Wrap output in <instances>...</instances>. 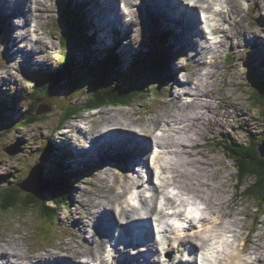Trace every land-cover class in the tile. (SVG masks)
Wrapping results in <instances>:
<instances>
[{
  "label": "rangeland",
  "instance_id": "1",
  "mask_svg": "<svg viewBox=\"0 0 264 264\" xmlns=\"http://www.w3.org/2000/svg\"><path fill=\"white\" fill-rule=\"evenodd\" d=\"M211 2L212 4H214L213 0H211ZM70 3L71 2L70 1L68 2V0H53V1L46 0V7L44 8V10L48 8V9H52V11H49L48 12L49 14L44 15L42 13L44 12V10H42L41 12H39V15L41 16L40 18L41 23L45 28V31H47L50 35L55 34L58 40L61 31L69 32L66 41L64 40V45H67L69 49L68 50L64 49L63 46H61V44L59 43L58 50L61 57V63L63 62L67 63L69 67L75 69L77 76L71 75L72 77L71 80L59 83L58 85L52 86V89H50L48 82H46V85H40L38 82V80L41 77H45L46 73H49L48 70H46L43 66H37L39 70L37 74L34 75V78H36L37 80L23 79L24 87L19 88L18 86L14 85L11 89L7 90L6 92H3V94H0V101L8 100L6 109L4 110L0 109V115L1 114L4 115L6 119H10L11 121H13V123L17 122L22 125V127H20L17 124L15 128H12L10 124H4L0 122V125H2L1 129L3 130V133L0 134V136L2 137V141H0V171L9 169V171L13 173L14 175L13 177L19 179L18 182L21 183L23 181V177H21L22 174L21 171L26 173V168L28 166L34 165L36 163H42L43 173H41V175L42 177H45L46 164L44 163V159H46V157L44 159H41V156H48V154H50L51 147H52L51 154L58 152V150H56L54 146H57L61 142L66 143L68 145V142L74 140L75 143L72 145L73 147L75 146V148H73L74 151L72 155H75L74 157L75 162L71 158H69L68 164L69 166H71L70 163L71 161L73 163V167L69 168L67 164L66 166L69 172H76L77 169H81L80 170L81 175L83 177L85 175V177L75 185L74 192L75 190H79V192L76 194V199L77 201H80L79 203L80 206L83 204L84 207L88 209L90 208L88 203L90 202V198L92 197L93 193L100 191L96 202L98 204L99 202L106 201L107 196L113 198L116 192L119 193V191H122V189H124L126 185L130 184L129 181L131 180L125 178V173L128 172L130 173V169L129 171H127V167H126L130 165V162L122 163L121 159L124 158L125 154H127L128 156L132 154L133 151H125L121 147H116L114 148V150L108 149V151L106 150L107 153L100 151L98 153L99 158L98 156H96L92 160L93 163L97 164L96 167L93 165H89L88 162H85L84 160L87 156L80 154L81 151L85 150L86 148V146L84 147V145L88 144V140L85 137V129L81 131L65 132L64 140L57 137L59 132L56 130L59 127L58 122L59 120L62 119V116L59 113H56L55 110L58 109L59 111H63L64 107H66L70 102L73 103L85 102L88 99V97L86 98L84 95H82L85 94L82 91V89L85 86L81 85L80 78L85 76V74H92L95 80H97L98 78H102L104 76V68L98 65L96 63V60L98 56H103L104 58L108 54L105 52V49H107L108 47L109 48L112 47V45L109 46L101 45L99 48H97L98 43L92 45L93 48L90 49L89 47L84 46L83 42L85 38L82 35L81 36L78 35L79 29L78 26H76L77 25L76 23H78V21H76V17H74L75 19L74 21L72 17L65 16L67 4ZM151 4L152 3L150 0H148V2L146 1V4H144V6H146V14H142L141 18L147 20L148 22L139 20L137 41L135 40L136 41L135 42L133 40H130L128 42L127 45L128 52L131 53V54L127 53L125 55L128 61L130 59L131 60L135 59L133 61L135 62L136 60L144 59L149 55V52L145 54V52H147L148 50H150L151 54L154 55L155 53H158L159 49H162L161 48L162 44L167 46V39L161 37L164 33L161 32V29L158 24L159 19L156 17L154 13L153 10L154 5ZM105 5H107L106 2H102L100 8L96 7L95 9L97 15L99 16L100 21L102 19H104L105 21V17H103V12H101L104 9ZM242 5L247 12L246 15L247 20L245 24L247 28H249V30L251 31L249 35L250 38L241 39L240 40L241 45L235 48L230 47L229 51H228L229 44L225 45L224 51L221 53V57L219 58L220 64L219 65L216 64L215 70L218 81L216 82L214 89H216L217 94L219 93L218 95L220 99L217 100L216 103L220 105L213 113L212 112L210 113V116L207 114L205 120L202 121L204 126L199 125L198 127L200 135L197 136V139L201 143V147L199 148V151L202 149L201 151L203 155L200 156V154H198L199 153L198 150L194 146L191 147V144H193L194 142L188 143L186 138L181 139L179 137H176V130L174 133V137H176L177 140L180 141V145L182 147H183L182 143H185L186 145L184 148L185 149L190 148L192 150L191 152L192 154H190L192 160L195 157L201 158L191 161L193 167L197 168L201 166L202 170L200 172V175L203 174L202 171L204 170L203 166L205 164L204 162L205 160H207L208 164L206 166H208L209 168L215 166L213 174L220 177L222 184L218 180H213L212 182H214L217 187L215 188L214 191H212V194H215L217 198L219 197L224 200H220L216 198L213 199L214 200L213 202H216V206H218V208H221L225 212V217L223 218V222H229L230 220L232 221L235 220V222L238 225H242V231H244V233L247 234V237L250 240L248 244L249 250L247 251L248 252L258 251L260 252V254H262L263 257L264 249L261 247V245H264V202H261L259 198L257 199H255L254 197L247 198L245 194H243L244 190L250 187L253 180L247 178L244 181V185L241 188H238L237 187L238 180L236 176L237 170L234 166L233 160H231L230 158L224 155L223 152L225 151L224 149L208 145L210 144L208 142L217 141L223 137L228 136L227 132L221 131L222 130L221 124L230 129H233L234 125H236L237 128L242 126L243 130L238 129V134L237 135L235 134L234 137L231 136L232 139H230V141L232 142L236 141L238 143H243V144H245V139L248 137V135H250V133L248 132L250 130L247 128L252 127L256 131H258L261 126V125L259 126V124L261 123L262 124L261 129H264V108L261 104L260 105L256 104V100H254L255 94L258 91H261L260 87L254 84L255 81H257V79L264 81V28L258 27L257 24L253 22L252 18L256 14V12H254L256 6L255 3L254 2L250 3L248 2V0H242ZM198 6L202 7V5L200 4ZM88 13L90 16L91 12ZM88 13L86 11L87 17L91 21V18L88 16ZM156 13H158V11ZM3 20L6 21L5 18H3ZM16 20L17 22L22 23L23 17L21 18L20 16H16ZM66 20H70L72 25L66 24ZM148 23L151 24V28L149 30H147ZM135 24L138 23L136 22ZM169 24L170 23L167 22L166 20V26H169ZM28 28L31 31V24L28 26ZM230 28L233 38L236 39L239 35L238 34V32L240 31L239 27L235 26L233 21V24L232 25L229 24V27L227 29L230 30ZM1 29H2V34L0 35L1 36L0 38L3 40L0 41V67L4 64L3 60L5 58H8L10 55L14 54L12 53V49L10 48V44H12V42H10V39L12 38L15 39V37L18 34V33L13 34L12 32H7L6 24L1 25ZM109 31H111L110 28ZM255 32L261 34L260 36L261 39H255L252 37L253 33ZM88 33L90 34V32ZM31 36L35 38L33 35ZM243 37L245 38V36ZM43 38H44L43 41L45 42H51V41L56 42L57 40L55 36L53 37L54 39H52L47 34L43 35ZM195 38L198 40L197 37ZM175 39L176 37H173L170 44V49L173 48L174 50L172 54H174L175 56H177V54H180L179 51H181V46L177 48L179 44L184 45L187 50L192 49V47H189L190 44L187 45L184 44L183 42L179 43L178 45L171 46L174 44ZM184 39L186 42L188 41V39L183 36V40ZM133 42L135 43L133 44ZM142 43H145V45H142ZM174 47H176V49H174ZM138 50L142 53L141 55L137 54ZM84 52H88L89 56L86 57L83 54ZM135 55H137V58L135 57ZM70 56L73 57L76 62L74 60H70L69 58ZM123 56L121 60V62H123L122 63L123 65L122 66L118 65L117 67H115V70L112 71V73L116 75V76L113 75L115 76L114 79H116L115 87L118 88L117 90L124 89V92H131L137 89L135 93L138 94L139 97L136 99L137 102L134 105L138 109L131 106L126 107L119 105V106H115L117 107L115 110L116 111L121 110L119 111L120 113H128L127 116H130L132 119L127 118L126 120L131 121L130 124L132 125L142 124L143 126H145V123L147 124L151 123L149 119L153 120V119H158L163 115H169L172 110V105H173L172 102L179 101L176 98V96L179 94V92L187 90L186 88H182V86H178V84L181 85L180 78H184V81L190 79L189 75L188 74L183 75L180 69L181 65L184 64V60H183L184 55L182 56V59L180 58L177 59L173 57L174 62L172 61L173 66L171 71H169L171 72L170 74H168L166 70L167 72L166 75H170L172 77L176 76L175 78L171 79L172 81L168 80L167 83L163 85V82H160V81H164L163 79L159 77L157 79H153L152 82L154 83L151 84L150 89L160 88L159 92L157 93L154 92V90L152 91L147 90L146 92H141L139 91L138 88L139 82H144L145 79L153 78L152 73L149 75V71H150L149 67L151 66V64H143L145 67L144 72L139 71L138 69H135V71L132 70L127 71L126 68H128L130 63L126 61L125 58L123 60ZM62 58L65 61H63ZM197 60L198 59L196 58L194 61L196 62ZM192 62L193 60L189 56V65H187V68L191 73L195 71ZM82 65L83 68L81 67ZM120 67H125V68L119 72L118 70ZM178 68L180 70H178ZM93 70H95V73H93ZM253 72H255V74H253ZM178 74L180 76L179 78H178ZM21 77H23V75H21ZM50 77L46 78L47 81H51ZM67 77H68V73L64 78ZM84 78L86 79L87 77L85 76ZM74 79H76L77 81ZM195 80L197 79L195 78ZM47 88H49V90L51 91L47 90ZM74 89L78 90V92L75 93ZM20 91H22V93H20ZM200 97L201 99H203L202 96ZM181 99H184V96ZM48 102L51 103L50 105L51 108ZM197 102L198 100L196 101L194 99V103H196V105L198 106ZM229 102H233V103L241 102L243 108L246 109V111L239 108L235 109L230 106L222 105V104H227ZM52 103L54 104L53 106ZM202 105H203V109H197L198 114L203 112L200 114L201 116L204 115V110L207 108L205 107L206 105L205 102H203ZM139 108L141 109L139 110ZM194 108H193V112H194ZM146 109H148L149 112H146L145 116L144 114L140 115V113L144 112ZM175 109L177 108L175 107ZM17 110L28 111V113H30L33 118H35V115L32 114V112L39 111L40 113H42L41 119L39 121V118H37L27 123H23V119H21V116L19 114L14 113V111L18 113ZM261 110H263L262 114H261ZM189 111L190 109L187 110L186 112ZM224 112L227 114L224 115L223 114ZM252 114L255 117V119L253 120L239 119L237 121H233L237 116H244V115L253 116ZM99 118H100L99 116H95L94 120L98 121ZM153 123L154 122H152L150 126L148 127L145 126V127L147 129H151ZM179 123H181L180 126L181 129L182 126H184L183 121L181 122L179 121ZM67 125L70 124L67 123ZM72 129L74 128L72 127ZM188 129L189 128H187L185 125L183 131H187ZM51 131L53 133L56 132V135H53ZM73 133H76V136H73L72 135ZM148 134H150V132ZM259 134H262V132L260 131ZM19 142H22L23 144H19ZM82 144L84 145L82 146ZM177 145H179L178 142L176 143V146ZM150 148L151 145H145L144 149L145 151H148L150 150ZM95 150L97 152V150L99 149H95ZM88 156L93 158V154H91V156L90 154H88ZM209 157L213 159L210 160ZM6 159H8L11 162L7 161ZM51 159L52 157H49L50 161ZM179 160H181V158H179ZM84 165H86V168ZM109 167L111 169H109ZM94 173H99L100 177L106 179L108 177V181L102 184V180H101L100 182H97L96 185H94L93 183V180L95 179ZM192 175H193L192 176L193 179H198L202 177L196 173L195 174L193 173ZM180 182L182 184V181ZM19 183L13 182L9 186L17 187ZM191 184L196 185L197 183L192 182ZM235 184L236 186L234 187ZM122 186L124 187L122 188ZM206 186H208V183H206ZM196 187L201 188L202 186H199L198 184L196 185ZM113 188H116V191H114ZM125 196H127V194ZM199 197L200 198L205 197V193L203 189H201ZM231 197L232 199L235 200V203H231V199H230ZM124 198L125 197L121 198L117 204L124 203L125 201ZM76 199L75 197H72V200L75 201ZM220 204L222 206H219ZM213 206L215 205L213 204ZM16 207L14 209H11L10 204H8L9 210L7 212L0 211V216H2L3 219L5 220L4 222L6 224L5 223L4 224L7 228V229L6 228L0 229V232L2 233L6 232L5 234H8V237H5L7 235L4 236L5 240L8 239L9 242L14 241L16 239V236H18L19 234L13 233L12 231L19 230L21 231V234H23L26 237L24 243L27 244L29 250L35 254L42 252L44 249L55 250L54 246L60 242L62 245L66 247L71 246L78 248L77 242L82 241V239H76L74 236L75 229L81 223L78 222V220L75 218L76 213L82 215L81 212L77 211L79 210L78 205H75V207L72 208L71 210H67L66 208L62 210L61 216L57 217L55 222L56 224L54 227H52L53 233L51 240L52 239L54 240L52 242V245L48 246L47 248L39 247L40 231L38 229L45 230V228H47V226H44L45 221L43 220V217L40 216L38 212L35 211L36 209L34 210L22 206H16ZM97 210L100 211V207H98ZM72 211L75 212L72 213ZM71 213H72V217H69V220L72 221L73 218L74 224L72 229L70 222L66 220ZM231 213L235 214L237 217L234 218L233 217L234 215L231 217ZM121 216H123L124 220L119 222H124L125 216L122 214ZM84 217L86 218L87 223H89L90 219L87 216V212L84 215ZM7 221L9 222V224H7L8 223ZM116 225H117L116 227H118V224ZM102 232L105 233V230H103ZM86 236L90 237L91 233L87 234ZM86 246L87 244L83 247V249H86L87 247L88 249H90V244L89 246L87 247ZM5 247L8 250H13L15 252H19V250L22 249L20 245L17 246L15 243H13L12 247L9 245V243H6ZM136 254L140 255L138 253ZM17 255L20 258H23L20 252ZM120 256L122 257V255ZM85 258L86 257L83 256L81 257V260H84ZM122 261L123 258L121 259V262ZM127 262L128 259L126 257V263ZM262 262L264 264V257Z\"/></svg>",
  "mask_w": 264,
  "mask_h": 264
},
{
  "label": "bare ground",
  "instance_id": "2",
  "mask_svg": "<svg viewBox=\"0 0 264 264\" xmlns=\"http://www.w3.org/2000/svg\"><path fill=\"white\" fill-rule=\"evenodd\" d=\"M85 1L87 3V7L90 9V12H91V14H90L91 23H92V20L94 19V25H92V27H91V32H90V28L88 29V27H86V26L83 30L79 27L78 28L80 29V34L85 38V40L88 42L89 46H92L96 43H98V46L105 44L107 42L108 33L110 32L112 34V29L114 26H118V25L123 26V24H126V23H129V24H132L133 26H135L134 25L135 22H138L139 16L141 15L140 14V15L132 18V21H127L126 18H123V15H122V11L120 9L121 8L120 0H85ZM99 1L106 2V4L112 6L114 8V10L118 13L116 17H112V16L110 17V15H111L110 14V8L108 5H105L104 9H103V11H105L103 13V17H105V19H106L105 24L103 22L104 19H102L100 21V19L98 18L99 16L97 15V12L95 11L97 5L99 4ZM150 1L152 3L151 5L155 4V6L157 8L156 10L158 11V13H156L154 11L156 17L157 18L161 17V13L163 14L166 12L165 22L167 20V22L170 23L169 26H166V27H170L173 31L175 30L173 37H176V39H175L174 44L171 46L178 45L179 43H182V42L184 44H187V45L188 44L192 45L194 43L193 35L192 34L186 35L187 31H188L187 25L186 24L183 25V23H181V27H179V29H178V25L180 24V22H183V18L189 19V16L185 15L182 12V11H184L186 13H189V15H192L191 23L196 26V29L198 28V26H197L198 25V18H196L195 13H193V11H195V9H193L194 6H190V2H186V0H159L158 2H157V0H150ZM195 1L196 2L197 1L203 2V4H200V5H202V6L204 5L203 8L205 11L213 12V14H214L213 22L215 25L216 32L219 33V35H218L219 40H217L216 45L210 44V45L206 46V45L202 44L203 42L208 41V39H206V37H207L206 32H204L203 30L201 31V37L200 38L203 40V42L201 43L197 40L198 44H196L194 47H192L193 52L199 57V60H197L195 63H193L194 69H195L194 75L196 76L197 80H194V78H191V79H187L184 82V84H181L182 88H186L187 90L186 91L184 90L183 93H179L176 96V98L179 101L172 102V104H173L172 110H171L169 115H163L162 117H160L158 119H153V120L149 119L151 123L150 124L145 123L146 127L150 126L152 124V122H154L155 127L163 125V126H165L167 131H169L171 129L173 131L169 134L157 136L155 138L152 135L153 128L147 129L142 124L132 125V124H130L131 121L126 120L127 118L132 119L130 116H127L128 113H120L119 111H121V110H119V111L115 110V113L117 115H121V117L123 118V119L122 118H116V117L113 118V120H116V123L119 125V127L114 131H109V130L103 128V129H101V132H100V135H104V136L107 135L110 138V140L109 141H103L100 139V137H98L97 139L93 140V143H89V145H91V147L89 146L91 151L87 149V144L86 145H84L85 143L82 144V146L83 145H84V147L86 146V148H85L86 154H82V155L86 156V155L90 154V156H91V154H93V158H95L98 155V154H96L95 149L107 150L108 147H112V146L121 147L125 151H133V153L130 155L135 157L136 161H135V164L132 165V163H130L129 166H126L127 171H129V169H130V173L129 172L125 173V178H128L131 181H133V179L137 178V180L134 181L135 188H136L138 186H141L140 185L141 181L145 177V176H142V173L140 170V167L143 168L142 163L147 164V170H148L149 175L153 176L155 174V171H154L153 167L151 166V163L149 162L150 161L149 156H150L151 152H150V150L145 151V149H144L145 145H151V147H152L154 144L155 146L161 147L163 149L157 156L162 160L161 167L165 170V174L160 179L162 185H166L167 187L171 186V187H174L178 190L184 191V193L182 194L183 200H185L186 202L192 201L193 203L200 202L201 204H206V208H207V205L213 206V203L211 201L205 202L204 197L200 198L199 197L200 191H201V189H203L205 194H207L208 191L210 193H212V191H214L215 188L217 187L216 184L212 181L218 180L221 183L220 177L213 174L215 166H213L212 168H209L208 166H206L208 164L207 160L204 161L205 167L203 166V169H204L202 171L203 174L200 175V172L202 170L201 166L196 168V167H193V165L191 164V161L197 160L200 157H195L192 160V158L190 157V154H192L191 153L192 150L190 148L185 149L184 148L186 145L185 143H182V145H183V147H182L180 145V141L177 140L176 137H179L181 139L186 138L188 143L194 142L193 144H191V147L194 146L198 150V152H199L198 154H200V156L203 155V153L201 151L202 149L199 151V148L201 147V143L197 139V136L200 135L198 127H199V125H203L202 121L205 120V117L207 116V114L210 116V113L211 112L213 113L220 105V104L216 103V101L220 99V97L218 95L219 93L217 94L216 89H214L216 82L218 81V78L216 77V70H215L216 64L217 65L220 64L219 58L221 57V53L224 51L225 45L229 44L228 51H229L230 47H232V48L238 47L239 45H241V42H240L241 39H249L250 38L249 35H250L251 31L249 30V28H247V26L245 24L246 20H247L246 19L247 14H245V15L242 14V12L244 11V8H242V6L240 5L241 0H221V2L224 5V8L221 10L213 9L212 3L211 2L208 3L210 0H195ZM248 2H254L256 5L255 11H254V12H256V14L252 18L253 22L255 24H257L258 27L264 28V0H248ZM123 3L125 4L126 8H129V6L132 5L131 0H123ZM182 3L189 8V12H187L181 8ZM21 4H24L23 10L19 9ZM45 7H46V0H0V25L6 24V26L10 27V29L15 30L18 28L16 26H14V24H17L16 16L21 15L24 17L25 31L26 32L28 31V23L30 24L31 22H35V25H34V28H36L35 31H39V28H40V30H42L41 23L39 21L41 16L35 14V17L33 18V17L29 16L28 14L29 13L33 14L35 11L41 12L42 10H44ZM145 9H146V6L143 7V10H145ZM122 10H123V7H122ZM49 11H52V9L46 8L44 10V12H42V13L44 15H47V14H49L48 13ZM87 11H88V9H87ZM132 11H134V9H132ZM7 12H9L10 14H14V15L9 14L8 17L6 18V21H5L1 18ZM88 16H89V13H88ZM192 19H193V21H192ZM86 20L87 19H85L84 21L82 20L81 22L85 25ZM233 21H234L235 26L239 27V29H240V31L238 32L239 35L236 39L233 38V35L231 34V28H230V30L227 29L229 27V24L230 25L233 24ZM162 22H164V21H162ZM226 23H228L227 26H226ZM109 28L111 29V31H109ZM105 29L106 30L108 29V30L106 31ZM18 31L21 33V29H18ZM88 32H90V34L93 32V34L96 36V41L93 39L92 35H90ZM137 32L138 31L129 35L131 40L135 41L137 39V37H136ZM180 33H182V34H180ZM183 36L188 39L187 42L185 41V39L183 40ZM243 36H245V38ZM260 36H261V34L256 33V32L253 33V35H252V37L255 39H261ZM12 40L15 41L16 45L17 44L19 45L23 41V37H22V35H20V36L15 37V39L12 38ZM171 40L172 39L167 41L168 42L167 47H168V45L170 46ZM44 44H45V46L49 47L50 42H44ZM10 48L12 50L16 51V49L14 47L10 46ZM161 48L162 49L158 50L159 53H161L163 51V47H161ZM174 49H176V47H174ZM18 50H20V51H22L28 55L27 59H26V63H24V65H26V70L34 71L35 67H34L33 58L35 57V55H34L32 49H28L27 45H25V46L22 45L19 47ZM173 51L174 50L172 49V52ZM164 52H165L166 56H169L171 54V56L174 58H177V56L179 55V54H177V56H175L174 54H172V52L170 53L169 49L168 50L165 49ZM110 56H111V54L108 53L105 56L106 58L104 57V60L97 61L96 63L98 65H100L102 68H104V69L106 68L112 72L114 70V62L111 60ZM122 56H123V52H118V54L116 56V60L118 58H120L122 60ZM106 59H109L108 62L106 61ZM173 61H174V59H173ZM40 62H43L44 66L46 68H50V66H51V60L50 59H43V60H40ZM52 63H53V60H52ZM61 65H64V64H61ZM105 65L107 67H105ZM183 67H184V65H181V68H180L181 71L183 70ZM129 68L130 67L126 68V70L131 71ZM63 69H65V68L58 65V67L56 66V69H55L56 71H54L53 69H51V71H52V74L54 76L56 75V77H57V75ZM72 71H75V69H72ZM67 73L68 72L66 71V75H67ZM27 74H28V72H27ZM0 75H4V74H0ZM179 77L180 76L178 74V78ZM8 80H10V79L8 78ZM6 81H7V79H6ZM160 82H164V81H160ZM8 87L11 88L10 82H9ZM202 89H205V90H202ZM224 89H225V87H224ZM200 93H201V95H200ZM14 94H16V93H14ZM172 94H171V96H172ZM233 94H235V93H233ZM183 96H184V99H181ZM200 96H202L203 99H201ZM186 99H188V100H186ZM194 99L196 101L198 100V102H197L198 106L196 105V103H194ZM7 101L8 100L3 101L4 106L7 105ZM203 102H205V104H206L205 107H207V108L204 110V115L201 116L200 114L203 112L198 114L197 109H203V105H202ZM222 105L223 106H230V107L235 108V109L239 108V109L246 111V109L243 108L241 102H237V103L229 102L227 104H222ZM126 107H128V106H126ZM175 107L177 109H175ZM194 107H196V108H194ZM193 108H194V112H193ZM189 109H190V111L186 112ZM17 111H18V113L16 111H14V113L19 114L23 120H26L28 118L27 111H22V110L21 111L17 110ZM146 112H149L148 109H146L144 111V113H146ZM225 112L223 113L224 115L227 114ZM21 114H23V115H21ZM144 116H145V114H144ZM239 119L253 120V119H255V117H254V115L253 116H245V115L244 116H237L233 121H237ZM179 121L180 122L183 121V124H184V126H182L181 129H180L181 123H179ZM185 125L187 128H189L187 131H183L185 128ZM221 126H222L221 131L227 132L228 136L230 133L234 134V132L238 131V128L236 125L233 126V129L227 128L222 124H221ZM244 128H247V127H244ZM247 129L250 130L248 132L252 136H257V134H259V132H260V131H256L252 127H249ZM175 130H176V137H174ZM240 130H243V129H240ZM149 132H150V134H148ZM183 135H185V136H183ZM73 141L74 140H72L71 142H68V145L71 147L70 151L69 150L68 151L71 154L70 158L72 160H73V158H72V156H73L72 155L73 154L72 142ZM177 142L179 145L176 146ZM20 144H23V143L21 142ZM116 147H113L112 149H114ZM179 158H181V160H179ZM209 159L211 160L213 158L209 157ZM166 160H168L167 164H165ZM68 162H69V159H68ZM121 162L122 163L123 162L128 163V158H126V157L122 158ZM70 163H71V166H73V163L71 161H70ZM36 164H38V163H36ZM84 166L86 168V165H84ZM178 170H179V172H178ZM193 173L199 174L202 177H200L198 179H193L192 178ZM0 175H1V172H0ZM106 181H108V177H107V179L106 178L102 179V184ZM180 181H182V184ZM144 182H147V181L144 180ZM192 182H195V183H197L196 185L199 184V186H202V187L197 188L196 185L191 184ZM206 183H208V186H206ZM124 186H122V188ZM156 187L157 186H156L155 182H151V186L147 190H153V191H155V194H157L158 190ZM127 190H128V187H125L124 191H127ZM137 195H138V201H140L142 203V205H143L142 208L145 209V205H149V202H148L147 198L145 196H143V190L138 191ZM120 197H122V193L116 194L114 196V198H112V200L118 201ZM136 199H137V196H136L135 200ZM217 199L224 200V199H221L219 197ZM126 203H128V205H130V206L129 207L124 206V205L119 206V209H121L120 210V217H118L117 214H115L116 210H114L113 207H105V209L100 210L98 214L104 215L105 221H98V223L96 222L97 223L96 226H93V228L95 229L94 232H93V229L90 228L89 225H87L85 223L83 215H79V213H76L75 218L78 220V222H81V223L75 229L74 236L76 239H82V241L77 242L78 248L71 247V246L66 247V246L60 244V245H58V249L60 250V252L55 253V252L48 250V251H45L44 253H42L41 255H39L38 257H36L35 255L28 254L26 251H23L22 249H20L19 252L21 253V255L23 257V258H20L17 255L19 252H15L13 250H8L5 247L6 243H9V245L11 247L13 246L12 241L9 242L8 239H6L5 243L0 245V256H1L0 264H32V263H35V264H90L92 261H96V264H118V258L120 255H122V258H123L122 262L120 260V262H119L120 264H126V257H127V259H131V260H135V259L141 260L140 257L137 255H128V254H130V246L132 244L131 241H129V242H125L124 247H118V251L120 252L119 256H115L112 259L100 258L99 262H97L98 261L97 257L102 254L104 242L109 240V243H110L111 239L117 238L116 234H120V238L130 239L131 238L130 230L135 228L136 231L138 232L139 237L138 238L136 237L135 240H132V242L135 243V242H138L139 240H142L143 242L147 243V241H149V239L147 240V237H152L149 235L147 236V234H145L142 237V235L140 233L141 227L139 226V224L143 220L142 219L143 215L137 216L135 214L136 207L133 206L129 200L126 201ZM154 203L155 202L152 201V204H154ZM214 205H215V208L213 210H211V212L212 211H218V212L222 213V209L218 208V206H216V202H214ZM219 206H222V205L220 204ZM122 208H123V210H122ZM109 211L114 214V218H113L112 214L110 216V222L111 223H108L107 222V216L105 217V215ZM121 214L125 216L124 222L117 221V217L120 219V221L124 220L123 216H121ZM221 218H222L221 216H218L216 218H212L210 221L204 220L199 224V225L206 224L205 226H202L200 228L202 231H200L199 233H196V234H201V233L205 234L203 237L202 245H204L207 242V240H209V239L216 238L219 242L222 240H225V239H222V232H223L222 229H223V226L225 224H222L223 222L221 221ZM81 219H82V221H81ZM113 219H114V221H113ZM100 222H101V224H100ZM145 222L147 223V222H149V220L147 219ZM113 223L118 224V227H116L117 225L116 224L114 225ZM7 224H9V222ZM100 226H103L102 231L105 230V233L96 229V228H99ZM196 226H198V225H196ZM116 228H118L117 230H119L120 233L119 232H116V234L114 233V231H115L114 229H116ZM191 230L195 231L194 228H192ZM91 231L93 232V234H91L90 237H87L86 235L89 234ZM6 235L7 236H5V237H8V234H6ZM168 236H169V234H168ZM168 236L166 235L164 238L160 239L161 240L160 251H159L158 245H153L152 251H154L155 255H156L154 257V261L152 260L153 262L158 260L160 264H169L170 262H176V264H177V263H179L180 260H184L180 257V256H183V254L180 253V251H178V248L176 247V245H173L172 242H169L170 239ZM119 242L121 243L123 241H121V239H120ZM154 242H152V243L154 244ZM86 244H87V246H89V244H90V249H88L87 246H86L87 247L86 249H83V247ZM183 244H185V242L182 241L179 244V246H181ZM16 245L19 246V243L16 242ZM92 246H94V247H92ZM261 247L264 249V245H261ZM200 249H201V247H200ZM171 250H173L174 251L173 253H176L178 256H174L173 258H169V255L172 254V253H169ZM238 250L239 249L237 248L236 252H238ZM143 251H144L143 249L137 248L136 253L141 254ZM201 252H202V250H201ZM161 254H163V259H161ZM83 256L86 257V260H81V257H83ZM158 256H160V259H158ZM185 261H187L188 264L191 263V260L189 259V257L187 259H185ZM259 262H262V261L259 260ZM194 264H197V260H194ZM222 264H224V263H222ZM229 264H237V262L232 257H229ZM239 264H241V263L239 262Z\"/></svg>",
  "mask_w": 264,
  "mask_h": 264
},
{
  "label": "trees",
  "instance_id": "3",
  "mask_svg": "<svg viewBox=\"0 0 264 264\" xmlns=\"http://www.w3.org/2000/svg\"><path fill=\"white\" fill-rule=\"evenodd\" d=\"M81 8L78 9H73L71 7L67 6V9L65 11V16L66 17H72L73 20L75 21L74 17H76V14L78 13L80 16H82V13L80 11ZM76 21L79 22L78 17H76ZM66 24L72 25L70 20H66ZM77 24V23H76ZM82 30L85 28V25L80 21V25H76ZM78 28V29H79ZM67 35H69V32L66 31L63 35V37L67 38ZM74 36V35H73ZM165 49L161 53H157L158 55H153V57L148 60V63H151L150 71L149 74H153V78L150 79H145L144 82H139L138 87L139 91L146 90L148 87L150 88L151 84L154 83L152 82L153 79H157L158 77L165 80L166 79V68L171 64V57L165 55ZM111 60L113 62L116 61V57L110 56ZM109 59H106L108 62ZM144 61V60H143ZM142 61V63H143ZM141 63V61H140ZM135 65H139V63H136ZM105 67H107L105 65ZM134 68V65H133ZM145 67L143 66V69ZM104 71H108V69H104ZM69 74L73 75V71L70 69ZM253 74H255L253 72ZM66 75V70L63 69L58 76L56 75L57 79L61 80V77H65ZM113 76V74H110ZM111 76L104 75L102 78H98L93 82V88H92V94L91 96L85 95L88 94V90L82 89V91L85 94L84 95L86 98L88 97L89 99L86 101V103L90 104H96V101L101 99V100H113V101H121L125 102L126 104H131L132 102L135 101L136 98L139 97L138 94L135 93V91L131 92H124V89H119L115 87L116 85V79L112 78ZM89 79H94L93 76H89ZM113 79V80H112ZM257 86L260 87L261 91H258L254 97L256 100V103H260L263 108H264V81L257 79L255 83ZM43 85V84H41ZM58 85V84H57ZM114 86V88H113ZM91 87V86H89ZM50 89L52 87L50 86ZM51 91V90H49ZM117 91V92H116ZM74 92L77 93L78 90L74 89ZM154 92H158V90H155ZM107 103L108 101H104ZM130 106V105H127ZM73 114V109L72 105H69L66 108V113H64L65 120H68L71 115ZM61 125H63V122H61ZM258 136V135H257ZM257 136H252L249 138L245 139V144L243 143H238L236 141L231 142L228 138H221L215 142H213V145L218 148L224 149L225 153L229 155L233 161H234V166L236 167L237 170V180L238 184L237 187L241 188L244 185V181L248 178L250 180H253L252 184L250 187L244 190L243 194H245L246 197L248 198H259L261 202H264V157L261 155L260 149L258 147V144L262 141L260 138L259 140H256ZM0 141H2V137L0 136ZM52 147L50 149V154H51ZM55 170V169H54ZM7 175H4L5 177H2L0 175V180L4 178H8V176H11V173H6ZM54 183L56 184V193L51 192L49 196H46L44 193L39 192L35 196L31 193H23V198H22V205L24 207H30V208H35L34 210L38 212L40 216L44 217L46 215L54 216L59 208L66 202V199L68 198L69 191L72 188L73 183H76V181H73L71 178L72 176L69 177V179H65L67 176H69V173H67L64 170H55V173L51 175ZM71 184V185H70ZM67 185L70 186L69 191H67ZM21 196V193L17 190L13 192L9 191H0V201H1V206H0V211L7 212L9 210L8 204L10 206H13V203H15ZM48 198L52 199V203L49 202ZM260 202V203H261ZM38 210V211H37ZM47 217V216H46ZM48 220L54 219L48 218Z\"/></svg>",
  "mask_w": 264,
  "mask_h": 264
},
{
  "label": "water",
  "instance_id": "4",
  "mask_svg": "<svg viewBox=\"0 0 264 264\" xmlns=\"http://www.w3.org/2000/svg\"><path fill=\"white\" fill-rule=\"evenodd\" d=\"M263 145V146H262ZM259 149L261 152V155L264 157V140ZM30 177L27 181H24L22 183V188L24 191H30L32 193H39L42 190L47 189L48 187H51V183L49 181H40L41 173L43 172V165L41 164H35L31 169Z\"/></svg>",
  "mask_w": 264,
  "mask_h": 264
},
{
  "label": "clouds",
  "instance_id": "5",
  "mask_svg": "<svg viewBox=\"0 0 264 264\" xmlns=\"http://www.w3.org/2000/svg\"><path fill=\"white\" fill-rule=\"evenodd\" d=\"M123 59H124V56H123ZM262 112H263V110H261V114H262ZM26 120H27V119H26ZM26 120H24V121H26ZM63 137H64V133H63ZM73 143H74V142H72V144H73ZM261 143H262V141H261ZM72 147H73V146H72ZM69 148H71V147L69 146ZM73 148H74V147H73ZM62 160H63V159H61L60 157H57V158L55 157V162H54V164L57 165L56 163H60V162H62ZM8 161H9V160H8ZM85 162H86V161H85ZM80 170H81V169H77V171H76L77 173L75 172V174H77V175L80 176V175H81V171H80ZM29 177H30V174H29L27 177H25V179H23V182H24V181H27ZM6 185H8V183H5V184H4V186H6ZM4 186H3V187H4ZM9 187H11V186H9ZM11 189H12V187H11ZM69 189H70V188H69ZM3 191L5 192V190H3ZM70 191H71V189H70ZM40 192L44 193L46 196H49V193H47L46 189H45V190H42V191H40ZM31 194L36 195L35 193H31ZM37 194H38V193H37ZM48 200H49L50 203H52V199H51V198H48ZM71 200H72V199H71ZM0 203H1V202H0ZM0 205H1V204H0ZM17 206H22V207H23V205H22V201H21ZM70 206H73V205H70ZM66 207H67V206H65V203H64V204L59 208V209L61 210L59 214L56 213L54 216L46 215L48 218H52V217H53L54 219H52V220H48L47 217L45 216L46 219L44 218L43 220H44L46 223H47V222L49 223L50 221H55V220L57 219V217H60V216H61V214H62V210L65 209ZM25 208H30V207H25ZM69 208H70V209H69ZM72 208H74V207H68V209H67V208H66V209H67V210H71ZM31 209H35V208H31ZM75 211H76V210H75ZM75 211H72V213L75 212ZM72 213H71V214H72ZM71 214L67 217V219H69V217H72ZM48 223H47V224H48Z\"/></svg>",
  "mask_w": 264,
  "mask_h": 264
}]
</instances>
